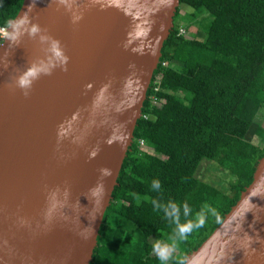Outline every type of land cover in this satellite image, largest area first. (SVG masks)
I'll return each mask as SVG.
<instances>
[{
	"label": "water",
	"instance_id": "95a60500",
	"mask_svg": "<svg viewBox=\"0 0 264 264\" xmlns=\"http://www.w3.org/2000/svg\"><path fill=\"white\" fill-rule=\"evenodd\" d=\"M179 6L23 1L0 45V264L92 263ZM184 264H264V157Z\"/></svg>",
	"mask_w": 264,
	"mask_h": 264
},
{
	"label": "trees",
	"instance_id": "16d2710c",
	"mask_svg": "<svg viewBox=\"0 0 264 264\" xmlns=\"http://www.w3.org/2000/svg\"><path fill=\"white\" fill-rule=\"evenodd\" d=\"M23 1L0 0V27L17 16ZM182 6L191 12L182 16ZM174 23L91 264H161L152 245L173 239L167 264H184L236 205L264 157V120H255L264 109V0H181ZM192 25L197 31L187 34ZM180 28L186 31L180 34ZM203 161L228 172L225 187L201 179ZM153 179L160 181L158 189ZM169 201L177 206L175 218L165 213ZM110 216L122 233L110 231ZM200 216L203 223L180 239L177 223L195 224ZM108 229L123 235L133 251L107 249Z\"/></svg>",
	"mask_w": 264,
	"mask_h": 264
},
{
	"label": "rangeland",
	"instance_id": "374dc122",
	"mask_svg": "<svg viewBox=\"0 0 264 264\" xmlns=\"http://www.w3.org/2000/svg\"><path fill=\"white\" fill-rule=\"evenodd\" d=\"M181 11H182V16L184 15V13L186 14L191 12V9L188 8V7H185V6H182L181 7ZM181 17L179 16L177 19H176V23L179 24L181 22ZM197 31V27L192 25L187 34L190 33V32H196ZM256 122L257 123H262L263 120H264V109H261L260 112L257 114L256 116ZM253 141L254 143H258V144H263L262 141H260L259 138L257 137H254L253 138ZM198 175L201 177V179H203L204 181H207L211 184H214L216 186H219V187H225L228 182L231 180V177L230 175L228 174V172L224 171L217 162H209V161H203L202 164L200 165V168L198 170ZM115 216H110L109 217V227H110V231L113 229V231L115 232H112V233H117V232H120L122 233L120 230H119V220L114 218ZM108 232H109V229H108ZM111 232L109 233H105L104 234V242L107 243V246L106 248L107 249H110V248H116V249H119V250H123L125 251L124 248H127L129 249V251H133L132 247V243H128L126 242V238H123V235L121 234H112ZM109 235V237H108ZM129 235H133V236H136V234L134 233H129ZM132 236V237H133ZM122 239L126 242V243H115L117 241H122ZM131 240L135 241L134 238H131ZM105 247V246H104ZM117 253V252H116Z\"/></svg>",
	"mask_w": 264,
	"mask_h": 264
},
{
	"label": "clouds",
	"instance_id": "9594fccd",
	"mask_svg": "<svg viewBox=\"0 0 264 264\" xmlns=\"http://www.w3.org/2000/svg\"><path fill=\"white\" fill-rule=\"evenodd\" d=\"M7 28H8V32H9V25L7 26ZM3 41L1 43H3ZM19 83H20V85H25L27 83V81L24 80L23 78H21ZM102 171L106 173L108 170L102 169ZM152 187L158 189L160 187V181L158 179H153ZM91 191H92L93 195H96L97 192H103V184L100 183V184L96 185ZM153 203H155V201ZM188 211H189L188 205L185 204L184 205L185 215H187ZM177 212H178V209H177L176 204L172 201H169L168 205L165 207V213L167 215H172L175 218V215ZM202 223H203V217L202 216H200L199 221L195 224H193L192 222H189L187 225H180L179 223H177V232H178L180 239H183L185 237L186 232L190 231L192 227H199ZM174 249H175V240L174 239H173L171 244L166 243V242H161L160 240H156L152 245V252L155 253L157 259L161 262V264H167V261L170 258L171 252Z\"/></svg>",
	"mask_w": 264,
	"mask_h": 264
},
{
	"label": "built area",
	"instance_id": "2783aa9c",
	"mask_svg": "<svg viewBox=\"0 0 264 264\" xmlns=\"http://www.w3.org/2000/svg\"><path fill=\"white\" fill-rule=\"evenodd\" d=\"M185 31H186V30L183 29V28H180V29H179L180 34L184 33ZM7 33H8V28H7V26H1V27H0V44H1V42L4 40V38L6 37ZM156 90L158 91L159 88L157 87ZM154 102H156V99L154 100ZM140 143H141V145L143 146V141H141Z\"/></svg>",
	"mask_w": 264,
	"mask_h": 264
},
{
	"label": "bare ground",
	"instance_id": "6f19581e",
	"mask_svg": "<svg viewBox=\"0 0 264 264\" xmlns=\"http://www.w3.org/2000/svg\"><path fill=\"white\" fill-rule=\"evenodd\" d=\"M181 1V0H180Z\"/></svg>",
	"mask_w": 264,
	"mask_h": 264
}]
</instances>
